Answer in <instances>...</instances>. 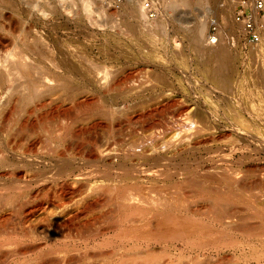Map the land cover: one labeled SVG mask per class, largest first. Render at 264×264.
I'll return each instance as SVG.
<instances>
[{
  "label": "rangeland",
  "instance_id": "obj_1",
  "mask_svg": "<svg viewBox=\"0 0 264 264\" xmlns=\"http://www.w3.org/2000/svg\"><path fill=\"white\" fill-rule=\"evenodd\" d=\"M142 1L5 0L0 74L14 59L6 57L7 29L18 24L44 49L24 58L28 67L44 65L50 72L36 67L40 73L65 82L74 76L67 77L72 90L66 96L50 94L56 84L44 81L40 89L48 85L49 95L43 91L44 101L36 100L31 128L9 136L15 149L3 141L23 113L18 117L17 108L13 127L8 122L6 132L0 129V152L10 158L0 167V197L7 203L0 216H8L6 229L14 232L7 238H16L27 256L53 264L62 253L71 259L67 264H130L124 258L141 264L147 255L156 257L152 264H264V38L255 50L223 39V33L236 35L234 0H187L190 6L177 7L156 0L152 20ZM211 20L220 27L214 44L207 38ZM197 30L195 44L190 34ZM108 75L134 84L105 87ZM0 91L4 109L8 92ZM47 110L57 118L41 120ZM106 146L109 155L102 152ZM223 209L229 218L219 221Z\"/></svg>",
  "mask_w": 264,
  "mask_h": 264
},
{
  "label": "bare ground",
  "instance_id": "obj_2",
  "mask_svg": "<svg viewBox=\"0 0 264 264\" xmlns=\"http://www.w3.org/2000/svg\"><path fill=\"white\" fill-rule=\"evenodd\" d=\"M195 1H197V0H195ZM199 1V0H198ZM169 2V1H168ZM171 2V1H170ZM173 2H174V6H181V5H185V3L186 4H188L189 5V1H187V0H181L180 2L178 1V0H173ZM7 3L5 2V0H0V12L3 10V9H5V8H3L2 6L3 5H6ZM194 4V3H193ZM192 4V5H193ZM173 5V4H172ZM191 5V4H190ZM189 5V6H190ZM173 7V6H172ZM15 12H16V10H11V13L12 14H15ZM20 12V11H19ZM19 12H17L16 14H18ZM1 14V13H0ZM20 14V13H19ZM0 17H1V15H0ZM18 17V16H17ZM8 21V20H7ZM17 24V23H16ZM17 26V27H16ZM13 29H10L11 27H9V29H7L8 31V33L7 34H9L10 36V38H9V40H7V42H9L8 44H6L7 45V52H6V57H10V58H14L13 59V61H9V63L4 67V69H5V73L4 72H1V73H4L3 75H1L0 74V86H1V89H3V94H4V90H5V93H7L8 92V95L6 96L7 97V103H5L6 104V106H5V108L2 110V109H0V111L2 110V112H0L1 114H0V118H1V124H0V129L1 128H3V129H5V132L8 130V128H12L13 126H11L13 123H11V122H13V121H11V116L16 112V109H17V111H19L20 110V112L18 113L19 115H18V117L22 114V116H20L18 119H16V122H15V124H16V126L15 127H13L12 128V130H9L10 131V134L9 133H5L6 135H5V139H4V141H3V143H4V147L5 148H11V149H15V148H13V147H11V145H12V142H11V139L12 138H10L11 136L10 135H12L14 132H17V131H19V130H21V129H24L26 126H27V124H28V122H29V117H30V115L31 114H33L32 112L34 111V108L35 107H38V105L39 104H41V103H39L38 101H36V100H39L40 101V98L42 97V99H43V91H44V95L45 94H48L49 92H48V85H47V87H46V85H45V87H46V90H45V87H42V89H43V91L40 89L41 88V86H43L44 84H46L44 81H52V83L54 84H56V86H54V87H50V89L52 90L51 92H50V94H52V92H54L55 93V91L57 92L58 90L60 91V92H63V93H65V96H66V93L68 92V89H70V90H72L71 89V86H70V83L68 82V79H67V77H74L73 75L72 76H67L66 78L65 77H63V78H65L66 79V82L63 80H61L62 78H60V77H53V76H51V75H49L48 73L46 74V73H44L43 71H42V73H40L41 71L40 70H38L39 69V67L40 68H42L44 65H41V64H39V62H38V64H36V65H38L39 67H37V66H34L33 68H30V67H28V66H30V65H32V64H30V65H28V63H26L25 61H24V58H26V57H28L29 58V56L28 55H31L32 57L34 56V57H36V55H39L38 57H40L41 55L40 54H43V52H42V50L44 51V49L41 47V46H38L37 47V42H36V40L34 39H32V40H28V36H29V34L30 33H28L27 31H26V29H23V27H18V24L16 25ZM130 28H131V25H130ZM134 27H132V29H133ZM5 29L6 28H4V26H0V32H4L5 31ZM134 30V34L136 33L135 32V30L136 29H133ZM133 30H131V31H133ZM201 30V29H200ZM200 30H197V31H193L191 34H190V37H191V39H192V41L193 42H195V44L196 43H198L199 41V35H201L200 34V32H202V31H200ZM5 33V32H4ZM31 37V36H30ZM190 37L188 38V39H190ZM29 41H32L31 43H29ZM28 42V43H27ZM190 42V41H189ZM191 43V42H190ZM30 44V45H29ZM194 44V45H195ZM5 45V44H4ZM6 47V46H5ZM192 47H194V46H192ZM40 48V49H39ZM197 48V47H196ZM42 49V50H41ZM1 50V49H0ZM198 50V49H197ZM226 52V50H224V47L221 49H219V56H224L225 53ZM44 54H46V53H44ZM217 54V53H216ZM215 55V54H214ZM213 55V57L212 58H214L215 56ZM48 56V55H47ZM57 56V55H56ZM209 56V55H208ZM31 57V58H32ZM44 58H45V56H43ZM58 57V56H57ZM218 57V56H217ZM221 57H218V59H219V62H221V61H225L226 62V60L228 59V58H226V60H225V58L224 59H221ZM63 58V57H62ZM209 58V57H208ZM27 59V58H26ZM36 59V58H35ZM34 59V60H35ZM37 59H39V58H37ZM36 59V60H37ZM41 59V58H40ZM39 59V60H40ZM46 60L48 59V58H45ZM45 59H42V61L41 62H43ZM79 59V58H78ZM214 59H217L216 57L214 58ZM230 59V58H229ZM33 60V61H34ZM38 60V61H39ZM45 60V61H46ZM49 60V59H48ZM51 60V59H50ZM221 60V61H220ZM5 61V60H4ZM25 63H24V62ZM57 61V60H56ZM61 61V60H60ZM60 61H58V62H60ZM7 62H8V60H7ZM23 62V63H22ZM36 62V61H35ZM50 63H52V61H49ZM55 62V61H54ZM53 62V63H54ZM71 62V61H70ZM69 62V63H70ZM65 63V62H64ZM74 63V62H73ZM89 63V62H88ZM27 64V65H26ZM43 64V63H42ZM60 64H62V63H60ZM81 64V63H80ZM41 65V66H40ZM55 65H56V62H55ZM54 65V66H55ZM67 65V64H66ZM70 65H72V64H70ZM75 65V64H74ZM220 65H221V63H220ZM57 66H58V64H57ZM68 66V65H67ZM82 66V65H81ZM38 69H37V68ZM76 67V66H75ZM79 67V66H78ZM46 67H44V69H45ZM56 68H58V67H56ZM69 68V67H68ZM71 68V67H70ZM96 68V67H95ZM43 69V68H42ZM41 69V70H42ZM43 69V70H44ZM48 68H46L45 70V72H50V71H48L47 70ZM66 69V68H65ZM77 69V68H76ZM81 69V68H80ZM79 69V70H80ZM83 69V68H82ZM81 69V70H82ZM259 69V68H258ZM73 70H75V69H73ZM87 71V70H86ZM95 71H97V70H95ZM52 72V71H51ZM62 72H63V70H62ZM69 72H71V70H69ZM69 72H67V74L69 73ZM74 72H76V71H74ZM53 73V72H52ZM72 73V72H71ZM80 73V72H79ZM55 73H53V75H54ZM83 74H85L84 72H83ZM88 74V73H87ZM90 74V73H89ZM88 74V75H89ZM58 75V74H57ZM59 75H61V74H59ZM70 75V74H69ZM78 75H80V74H78ZM87 75V76H88ZM115 75V74H114ZM123 75V74H122ZM64 76V75H63ZM82 76V75H81ZM86 76V75H85ZM91 76V75H90ZM100 76V75H99ZM106 76V75H105ZM132 77H133V75H131ZM130 76V77H131ZM61 77H62V75H61ZM120 76H118L117 77V79L116 80H113L112 78H114V77H109V75H108V78H111L109 81H106L104 84L106 85L105 87H108V88H113V87H119V85H117V84H119L120 82H125L126 80L129 82V79H131V78H129L128 79V77L126 76V78H125V76H124V79H118ZM137 77V76H136ZM7 78V79H6ZM86 78H88V77H86ZM103 78H104V76H103ZM116 78V77H115ZM121 78V77H120ZM106 79V78H105ZM134 80H136L135 78H134ZM127 81L125 82V83H127ZM137 81V80H136ZM59 82H62L61 84H59ZM68 82V83H67ZM76 82V81H75ZM108 82V83H107ZM130 82H132L133 84H134V81H131L130 80ZM129 82V83H130ZM44 83V84H43ZM86 83V82H85ZM90 83V82H89ZM137 83V82H136ZM144 83H146V82H144ZM54 84V85H55ZM121 84V83H120ZM128 84V83H127ZM123 85V84H122ZM53 86V85H52ZM75 86V85H74ZM85 86H86V84H85ZM104 86V85H103ZM132 86V85H131ZM135 86V85H134ZM133 86V87H134ZM137 87L138 86H142V84H140V85H136ZM134 87L133 89H135V90H137L138 91V89H137V87ZM147 86V85H146ZM81 87V86H80ZM83 87H84V85H83ZM123 87V86H122ZM124 87H127V85L126 86H124ZM143 87V86H142ZM141 87V88H142ZM20 88H21V90H20ZM39 88V89H38ZM56 88V89H55ZM87 88V87H86ZM119 88H121V86L119 87ZM132 88V87H131ZM140 88V90H139V92L141 93L142 92V89ZM123 88H121V90H122ZM127 89V88H126ZM144 89H145V87H144ZM144 89H143V91H144ZM26 91L25 92V94H24V92L23 93H21L20 91ZM102 90V89H101ZM115 90V89H114ZM117 90V89H116ZM146 90H147V88H146ZM42 92V93H39V92ZM58 91V92H59ZM132 91V90H131ZM136 91V92H137ZM0 92H2V91H0ZM19 92L23 95H19ZM46 92V93H45ZM48 92V93H47ZM73 92V91H72ZM135 92V91H134ZM135 92V93H136ZM138 93V92H137ZM146 93V92H145ZM1 94V93H0ZM55 94H57V93H55ZM54 94V95H55ZM61 95L62 93H58V95ZM68 94V93H67ZM73 94H75V93H73ZM131 94H133V93H131ZM142 94V93H141ZM140 94V95H141ZM6 95V94H5ZM49 95V94H48ZM69 95V94H68ZM126 95V94H125ZM136 94H134L133 96H135ZM139 95V94H138ZM143 95V94H142ZM141 95V96H142ZM146 95V94H145ZM144 95V96H145ZM22 97V100H20L21 98H19V97ZM52 96V95H51ZM64 96V97H65ZM72 96V95H71ZM75 96H76V94H75ZM74 95H73V97H75ZM129 96H130V94H129ZM132 96V95H131ZM45 97H46V95H45ZM44 97V98H45ZM63 97V96H62ZM70 97V96H69ZM136 97H139V96H137L136 95ZM16 99L20 102H17L18 104H21L22 106H23V108L21 109L19 106L17 107L16 105H18L17 103H16ZM41 99V100H42ZM46 99H48V98H46ZM68 99V98H67ZM5 100V99H4ZM24 100V102H22ZM61 100H62V98H61ZM15 101V102H14ZM26 101V102H25ZM43 101H44V99H43ZM32 102L35 104V106H33V104H32ZM35 102H38L39 104H36ZM42 102V101H41ZM50 102V101H49ZM14 103L16 104V105H14ZM23 103H24V105H23ZM26 103H28L27 105H25ZM45 103V102H44ZM48 103V102H47ZM32 104V105H31ZM44 105V104H43ZM2 106V105H1ZM16 108H15V107ZM42 106V105H41ZM3 107H4V105H3ZM102 107V106H101ZM20 108V109H19ZM49 109V108H48ZM58 109V108H57ZM185 109V108H184ZM22 110V111H21ZM111 110H113V109H111ZM115 110V109H114ZM51 111V110H50ZM53 111V110H52ZM57 111V110H56ZM106 111V110H105ZM184 110L181 108L180 109V112H183ZM48 114H46V115H44V117L42 116V119L41 120H43V119H47V118H55L56 116H58L57 114L58 113H56V112H48V110L46 111ZM59 112V111H58ZM62 112V111H61ZM65 112V111H64ZM64 112H62L63 113V115H62V113H60L59 112V114H61L62 116H67L66 114H64ZM180 112H179V115H180ZM107 113V112H106ZM105 113V114H106ZM109 113H111V114H113V113H115V112H110V110L108 111V113H107V115L109 114ZM68 114V113H67ZM104 114V113H103ZM110 114V115H111ZM185 114V113H184ZM177 115H178V113H177ZM176 115V116H177ZM189 115V114H188ZM40 116V115H39ZM69 116V115H68ZM105 116V115H104ZM112 116V115H111ZM106 117V116H105ZM131 117V116H130ZM38 118V117H37ZM57 118V117H56ZM35 119V118H34ZM59 119V118H58ZM60 119H61V117H60ZM59 119V120H60ZM184 119H186V118H184ZM39 120H40V118H39ZM49 120V119H48ZM58 120V121H59ZM180 120H182V118H180ZM180 120H178L179 121V123H181V125H182V122H180ZM186 120H188V119H186ZM11 121V122H10ZM65 121L67 122V118L66 119H64V121H62L61 123L63 124V125H65ZM8 122H10L11 124L9 125V127L7 126L9 123ZM43 122V121H42ZM48 122V121H47ZM116 122V121H115ZM44 123V122H43ZM46 123V122H45ZM57 124H59V122H57ZM57 124H56V126H57ZM67 124V123H66ZM195 124V123H194ZM14 125V124H13ZM29 125H31V124H29ZM63 125H62V127H61V124H60V126L59 127H61L59 130L60 131H63L64 130V128L65 127H68L67 125H65L64 127H63ZM187 124H185V126H186ZM11 126V127H10ZM193 126V125H192ZM4 127H6V128H4ZM8 127V128H7ZM28 127V126H27ZM26 127V128H27ZM30 128H31V126H29ZM28 127V128H29ZM58 127V128H59ZM117 127V126H116ZM182 127V126H181ZM187 127V126H186ZM185 127V128H186ZM199 127V126H198ZM25 128V129H26ZM27 128V129H28ZM57 128V129H58ZM62 128H63V130H62ZM72 128V127H71ZM188 128V127H187ZM195 128V127H194ZM73 129V128H72ZM2 130V129H1ZM70 130V129H69ZM199 130V129H198ZM3 131V130H2ZM14 131V132H13ZM24 131V130H23ZM71 131V130H70ZM86 131V130H85ZM190 131V130H189ZM4 132V131H3ZM13 132V133H12ZM21 132V131H20ZM79 132V131H78ZM186 132V131H185ZM62 133V132H61ZM69 133V132H68ZM72 133V132H71ZM74 133V132H73ZM81 133V132H80ZM79 133V134H80ZM193 133V132H192ZM19 134V133H18ZM76 134V133H75ZM189 134V133H188ZM188 134H187V137H188ZM20 135V134H19ZM10 136V137H9ZM59 136V135H58ZM78 136V135H77ZM190 136V135H189ZM197 137V136H196ZM3 138V137H2ZM2 143V142H1ZM176 143V142H175ZM202 143V142H201ZM11 144V145H10ZM1 145H3V144H1ZM15 144H13V146H14ZM196 145V144H195ZM34 146V145H33ZM2 147V146H1ZM108 147H110V146H108ZM56 148V147H55ZM49 149H50V147H49ZM57 149V148H56ZM71 149H72V146H71ZM111 148H107V146H106V148H104V150H102V152L104 151V153L105 152H107V154L106 155H109L110 154V152H111V150H110ZM2 149L0 148V151H1ZM17 150V149H16ZM114 151H115V149H113ZM53 151V150H52ZM29 152V151H28ZM31 152V151H30ZM71 153V152H70ZM58 154V153H57ZM103 154V153H102ZM8 153L7 152H0V167H2L3 165H5V164H7V162H8V160L10 159H8ZM21 156V155H20ZM23 157V156H22ZM104 162H105V160H103ZM35 165V164H34ZM65 165V164H64ZM63 165V166H64ZM59 166V165H58ZM66 168L64 167V169L62 170V171H64ZM8 170V169H7ZM0 171H2V168H1V170ZM61 171V172H62ZM170 171V170H169ZM16 172V171H15ZM54 172H56V170L54 171ZM13 173V172H12ZM57 174H59L58 172H56ZM4 174H5V172H4ZM11 174V173H10ZM61 174V173H60ZM63 174V173H62ZM8 175V174H7ZM14 175H15V173H14ZM17 175V174H16ZM15 175V176H16ZM0 176H2V174L0 175ZM2 184V183H1ZM5 194V193H4ZM2 196V195H1ZM4 196V195H3ZM9 196V195H8ZM5 198V197H4ZM8 198V197H7ZM9 199H10V197H9ZM131 200V199H130ZM215 201V200H214ZM224 201V200H223ZM131 203V202H130ZM219 203V202H218ZM218 203H216V204H218ZM4 204L6 205L7 203H6V201H3V199L0 197V212H1V210L4 208L3 206H4ZM59 205V204H58ZM61 205H64L63 203L61 204ZM21 206V205H20ZM66 206V205H65ZM215 206V205H214ZM225 206V205H224ZM3 207V208H2ZM59 207V206H58ZM69 207V206H68ZM15 208H17V207H15ZM20 208V210H21V207H19ZM34 208V207H33ZM65 208V207H64ZM64 208H62V209H64ZM67 208V207H66ZM66 208L64 209V210H62L61 209V211L60 212H62V213H64V211L66 210ZM217 208V207H216ZM223 208V207H222ZM20 210H18V211H20ZM32 210V209H31ZM15 211V210H14ZM22 211V210H21ZM35 211V210H34ZM70 211V210H69ZM17 212V211H16ZM28 212H29V210H28ZM32 212V211H31ZM30 212V213H31ZM68 212V211H67ZM66 211H65V213H67ZM25 213V212H24ZM27 213V212H26ZM59 213V212H58ZM57 213V214H58ZM64 213V214H65ZM21 214H23V213H21ZM219 215V217L217 216L216 218L217 219H220L219 221H223V220H225V219H227V216L229 215V212L228 211H224V209H223V211H221V212H219L218 213ZM20 215V214H19ZM23 215H25V214H23ZM27 215V214H26ZM25 215V216H26ZM59 216H61V215H59ZM8 216H6V218H5V215L2 213L1 214V216H0V264H53L54 263V261H52V260H47V259H45L46 261H44V259H42V258H40L38 255H34V256H27V250L26 249H24V248H22V246L20 245V243H18L17 244V241L15 242V240L14 239H16V238H9V239H11V241H12V239H13V241H14V243H11V241H9V239L7 238L8 236L10 237V236H13V233L14 232H12V231H7V229H6V227H7V225H9V220H8V218H7ZM65 217V216H64ZM111 217V216H110ZM122 217V216H121ZM24 218V217H23ZM183 218V217H182ZM228 218H229V216H228ZM119 221V220H118ZM178 221V220H177ZM218 221V220H217ZM93 223V222H92ZM178 224V223H177ZM226 224V227H231L234 223H232V222H226L225 223ZM11 225V224H10ZM178 226V225H177ZM194 226H196V225H194ZM252 227V226H251ZM9 228V227H8ZM12 228V227H11ZM11 228H9V229H11ZM197 228V227H196ZM249 229V228H248ZM174 231H176V230H174ZM180 232H181V230H180ZM178 233V232H177ZM173 234V233H172ZM176 234V233H175ZM179 234V233H178ZM184 234V233H183ZM174 235V234H173ZM14 236H15V234H14ZM180 237V236H179ZM12 241V242H13ZM233 242V241H232ZM13 244V245H12ZM83 256H86V255H83ZM155 257V256H154ZM49 258V257H48ZM57 258L59 259L58 260V262H59V264H67V263H69L70 262V257H68V255L67 254H63L62 253V255L60 256H57ZM126 258H128V257H126ZM130 258V257H129ZM143 258V260L141 261V259H140V261L142 262L141 264H152L153 262H154V259H156V257L155 258H153V256L152 255H147V256H144V257H142ZM246 258V257H245ZM223 259V258H222ZM123 260H125V262L127 263L128 261H129V263L131 264H133V262H136L135 261V259L133 258H131V259H122V262H124ZM127 260V261H126ZM132 260H134V261H132ZM230 260V259H229ZM72 261H73V259H72ZM220 262H222V261H220ZM220 262H218L219 264H224V263H220ZM228 262H230V261H228ZM237 262H239V261H237ZM194 263H196L195 261L194 262H188L187 264H194ZM109 264H113L112 262L111 263H109ZM115 264H116V262H115ZM128 264V263H127ZM165 264H172L170 261H167V263H165ZM226 264V263H225ZM237 264H240V263H237ZM241 264H244V263H241ZM245 264H246V259H245Z\"/></svg>",
  "mask_w": 264,
  "mask_h": 264
},
{
  "label": "built area",
  "instance_id": "obj_3",
  "mask_svg": "<svg viewBox=\"0 0 264 264\" xmlns=\"http://www.w3.org/2000/svg\"><path fill=\"white\" fill-rule=\"evenodd\" d=\"M121 1L123 0H117V2ZM158 6L156 0L142 1V10L148 20L156 18ZM230 21L235 27L236 35L223 33V39L228 44L241 42L246 48L255 50L264 38V0H234ZM220 37L219 25L215 20H211L207 35L209 42L214 44Z\"/></svg>",
  "mask_w": 264,
  "mask_h": 264
}]
</instances>
